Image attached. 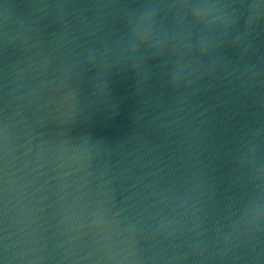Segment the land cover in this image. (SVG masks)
Segmentation results:
<instances>
[{
  "label": "water",
  "instance_id": "obj_1",
  "mask_svg": "<svg viewBox=\"0 0 264 264\" xmlns=\"http://www.w3.org/2000/svg\"><path fill=\"white\" fill-rule=\"evenodd\" d=\"M0 264H264V0H0Z\"/></svg>",
  "mask_w": 264,
  "mask_h": 264
}]
</instances>
